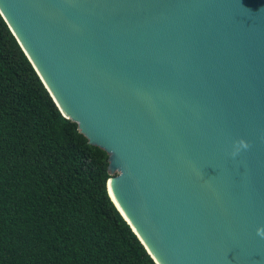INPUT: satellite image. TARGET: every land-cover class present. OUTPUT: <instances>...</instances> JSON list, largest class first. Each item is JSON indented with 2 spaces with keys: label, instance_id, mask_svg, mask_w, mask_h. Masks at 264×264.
<instances>
[{
  "label": "water",
  "instance_id": "1",
  "mask_svg": "<svg viewBox=\"0 0 264 264\" xmlns=\"http://www.w3.org/2000/svg\"><path fill=\"white\" fill-rule=\"evenodd\" d=\"M156 264H264V0H0Z\"/></svg>",
  "mask_w": 264,
  "mask_h": 264
},
{
  "label": "trees",
  "instance_id": "2",
  "mask_svg": "<svg viewBox=\"0 0 264 264\" xmlns=\"http://www.w3.org/2000/svg\"><path fill=\"white\" fill-rule=\"evenodd\" d=\"M0 13V264H156Z\"/></svg>",
  "mask_w": 264,
  "mask_h": 264
}]
</instances>
